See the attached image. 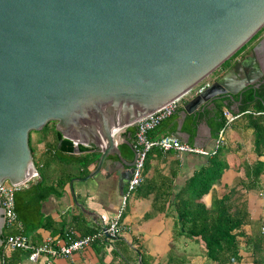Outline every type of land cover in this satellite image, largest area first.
Returning <instances> with one entry per match:
<instances>
[{"label": "water", "instance_id": "95a60500", "mask_svg": "<svg viewBox=\"0 0 264 264\" xmlns=\"http://www.w3.org/2000/svg\"><path fill=\"white\" fill-rule=\"evenodd\" d=\"M263 27L264 0H0V185L39 175L30 135L55 122L74 152L83 144L97 155L95 168L72 183L106 168L123 194L133 163L118 132L195 88ZM242 68L237 62L189 97L174 134L190 143L187 116L218 99L240 112L255 88ZM204 127L213 135L198 121L195 145ZM125 143L135 152L131 139ZM4 226L0 204V246Z\"/></svg>", "mask_w": 264, "mask_h": 264}, {"label": "crops", "instance_id": "0c3cea01", "mask_svg": "<svg viewBox=\"0 0 264 264\" xmlns=\"http://www.w3.org/2000/svg\"><path fill=\"white\" fill-rule=\"evenodd\" d=\"M214 77L210 82L217 76ZM218 101L223 111L230 109L239 116L226 128L224 144L220 146L223 152L220 151L219 156L225 159L226 166L201 200L211 207L215 201L229 193L234 185H237L238 190L241 189V196L238 197L237 191L232 202L238 206L244 203L250 220L238 230L242 260L237 264H264L255 261L252 243L253 237L264 231V173L258 188L246 191L241 184L247 179L246 169L257 160L264 161V154L258 156L254 150V133L249 118L241 111L235 112L230 108L236 107L235 103L229 105L223 100ZM183 105L177 110L178 115L175 112L165 119L149 132V137L157 139L164 134L177 132ZM206 109L203 121L211 127L209 122L214 114L210 112L211 108ZM185 125L186 121L182 130L187 131ZM54 127L55 122H50L42 128H47V132L40 137L33 155L39 171L37 179L52 184L55 192L40 202L32 213L33 217L28 215L29 226L24 228L23 225V231L34 244H42L52 237L53 244L58 247L96 230L103 223L101 216L108 219L117 215L122 207V191L115 175L109 176L106 168L94 177L84 181L74 180L72 183V179L84 176L95 168L97 155L88 153L89 149L72 153L61 151ZM135 128L137 126L133 124L118 132V145L128 162L131 149L125 140L131 139L133 142L132 132ZM202 133L205 138L201 145H195L193 140L190 144L207 152L214 151L217 137L213 131V135L208 136L206 127ZM122 143L127 147H122ZM214 153L175 149L163 151L153 147L146 161L145 180L122 212L123 227L118 237L106 241L96 240L69 256L52 258L40 254L36 260H32L29 253L21 249L0 252V264H45L48 259L53 264H143V260L145 264H216L207 256L205 244L200 238L185 234L177 211L178 193L195 174L209 164ZM87 158L91 159L89 164H86ZM29 182L23 188H27ZM76 200L96 214L89 215L77 205Z\"/></svg>", "mask_w": 264, "mask_h": 264}, {"label": "trees", "instance_id": "16d2710c", "mask_svg": "<svg viewBox=\"0 0 264 264\" xmlns=\"http://www.w3.org/2000/svg\"><path fill=\"white\" fill-rule=\"evenodd\" d=\"M262 30L253 36V38L239 49L222 66L229 67L237 54L244 49L247 44L260 38ZM255 91L249 90L244 95V104L241 106V113L249 118L250 126L253 128V146L258 156L264 154V103L255 97ZM260 92L258 91L257 94ZM177 115L179 114L178 111ZM207 113V112H206ZM203 112L196 118L188 115L184 128L191 134L192 142L196 133V125L201 117L206 116ZM225 116L222 107L218 109L210 119L213 134L217 137L220 129L225 125ZM48 125V124H47ZM46 125V126H47ZM134 130V136L136 134ZM129 130H132L131 128ZM57 140L60 142L58 148L61 151L72 153L75 151L74 141L63 137L62 133L54 127ZM122 147H127L125 143ZM80 150L85 151L88 146L79 144ZM32 149V148H31ZM221 147L213 154L209 164L200 172L195 174L187 185L178 193L177 211L184 226V232L188 237H198L205 244L207 256L216 264H237L242 260L240 253L239 231L244 224L249 222V212L246 205L240 206L232 202L234 194L238 191V197L241 196V189L238 190L234 185L229 193L208 207L202 200V196L209 191L213 182L221 176L225 164V159L220 158ZM33 152V150H32ZM81 159V158H80ZM91 159H86V164ZM147 161V160H146ZM146 166V164H145ZM146 168V167H145ZM264 173V161L257 160L255 164L246 169L247 179L241 182L246 191L260 187V177ZM145 174V169H144ZM33 177L27 188H22L16 192V210L19 218L22 220L24 228L28 227V217H33L32 213L40 202L50 193L55 192V187L46 184L45 180H38ZM38 180V181H36ZM145 180V179H144ZM29 209V210H28ZM29 215V216H28ZM264 227V226H263ZM4 231L2 238H6ZM253 252L255 261L264 263V231L253 237ZM0 252L5 253L3 246H0ZM143 264L144 260H143Z\"/></svg>", "mask_w": 264, "mask_h": 264}, {"label": "built area", "instance_id": "2783aa9c", "mask_svg": "<svg viewBox=\"0 0 264 264\" xmlns=\"http://www.w3.org/2000/svg\"><path fill=\"white\" fill-rule=\"evenodd\" d=\"M202 81L188 93L173 99L163 105L161 108L146 116L141 117L135 124L137 126L133 146L136 152L131 178L122 194V207L119 213L112 218L102 217L103 223L93 232L73 238L68 244L55 246L53 238L50 237L42 244H34L30 237L23 231V222L19 218L16 210L15 195L18 190L25 187L28 182L23 184H12L6 181L0 185V204L4 208L6 238L3 240L4 250L21 249L29 253L32 260H36L40 254H47L49 257L69 256L75 250H79L90 245L96 240L106 241L118 237L122 232L121 216L126 208L129 199L143 183L145 179L144 169L149 151L153 147H159L163 151L175 149L187 152H200L211 154L224 144V132L239 114L233 113L230 109H224L225 125L220 129L216 138V147L214 151L207 152L188 142H184L179 136L173 133H167L157 139L149 137V132L156 129L161 123L171 117L193 94L204 89L210 81ZM35 177V176H34ZM264 230V227H263ZM69 234V233H68ZM6 251V250H5ZM45 264H53L50 259Z\"/></svg>", "mask_w": 264, "mask_h": 264}, {"label": "flooded vegetation", "instance_id": "af4514ba", "mask_svg": "<svg viewBox=\"0 0 264 264\" xmlns=\"http://www.w3.org/2000/svg\"><path fill=\"white\" fill-rule=\"evenodd\" d=\"M264 33L261 34L260 38H258L257 40H255L254 42H250L247 46L244 47L243 50H241L237 56L234 57L232 64L229 67H223L221 66L220 69H218V71H215V74L217 77L221 76L222 74H224L225 72H227L228 70H230L237 62L242 61L243 62V73L248 74L249 76L252 77V83L255 86V88H249L245 91V93L249 90H253L255 91V97L256 95L261 96L264 98V45H261L259 42L261 40V38L263 37ZM255 58V59H254ZM248 76V77H249ZM216 77V78H217ZM215 78V77H214ZM215 80V79H214ZM249 82H243L241 83V87H248ZM260 92L259 94H257V92ZM244 93V95H245ZM218 100H223L226 101L227 104L231 105L232 101L229 98H225V99H218ZM216 100V106H214L213 108L210 109V112L212 114H214L216 111H218V109L220 108V101ZM222 102V101H221ZM207 110V109H206ZM206 110L202 111L199 113V115L203 112H207ZM204 118L201 117V120L199 121H203ZM135 138V136H134ZM134 142V140H133ZM130 158V162H132V167L134 168V163L136 160V152H133L131 150V154L129 156Z\"/></svg>", "mask_w": 264, "mask_h": 264}, {"label": "rangeland", "instance_id": "374dc122", "mask_svg": "<svg viewBox=\"0 0 264 264\" xmlns=\"http://www.w3.org/2000/svg\"><path fill=\"white\" fill-rule=\"evenodd\" d=\"M262 30V34L264 33V27L261 29ZM255 41V40H254ZM253 41V42H254ZM248 45V44H247ZM218 71V70H217ZM216 71V72H217ZM214 73H212L208 78L205 79V82L203 83H206V81H210L212 80V78L214 77ZM195 90V89H193ZM47 132V128H44V129H41V130H33L31 132V136H30V146L32 148V150H34V148L36 147V144H38V141L41 140V136ZM36 150V149H35ZM223 152V151H221ZM221 154V153H220ZM7 252H9V249H5Z\"/></svg>", "mask_w": 264, "mask_h": 264}, {"label": "clouds", "instance_id": "9594fccd", "mask_svg": "<svg viewBox=\"0 0 264 264\" xmlns=\"http://www.w3.org/2000/svg\"><path fill=\"white\" fill-rule=\"evenodd\" d=\"M211 83V82H210Z\"/></svg>", "mask_w": 264, "mask_h": 264}]
</instances>
